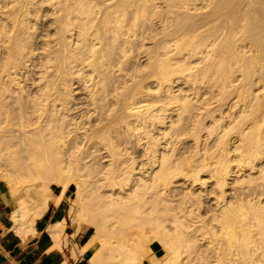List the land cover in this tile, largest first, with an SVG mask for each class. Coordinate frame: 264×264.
<instances>
[{"label": "bare ground", "instance_id": "obj_1", "mask_svg": "<svg viewBox=\"0 0 264 264\" xmlns=\"http://www.w3.org/2000/svg\"><path fill=\"white\" fill-rule=\"evenodd\" d=\"M0 167L93 264H264V0H0Z\"/></svg>", "mask_w": 264, "mask_h": 264}, {"label": "crops", "instance_id": "obj_2", "mask_svg": "<svg viewBox=\"0 0 264 264\" xmlns=\"http://www.w3.org/2000/svg\"><path fill=\"white\" fill-rule=\"evenodd\" d=\"M53 192L55 196H61L64 192L60 202L50 203L49 208L36 219L34 230L27 234L20 233L12 218L16 203L8 183L0 178V264H93L92 246L80 251L90 240L93 231L90 225L83 224L79 228L78 222H73L75 210L71 209L75 196L70 207L69 187L66 191L62 187ZM63 220L65 227L61 239H57L53 236L52 228ZM154 251L158 255L157 250Z\"/></svg>", "mask_w": 264, "mask_h": 264}, {"label": "rangeland", "instance_id": "obj_3", "mask_svg": "<svg viewBox=\"0 0 264 264\" xmlns=\"http://www.w3.org/2000/svg\"><path fill=\"white\" fill-rule=\"evenodd\" d=\"M46 20H47V18H46ZM45 20V16H42V19H40L39 18V21H38V28H37V30L39 31V34H42V33H45L47 30H48V21H46ZM45 22V23H44ZM48 22V23H47ZM1 168L2 169H6V167L4 166V168L3 167H0V172H1ZM5 169H4V172H5ZM4 172L3 173H0V178H2L3 177V174H4ZM4 178V180H6L5 179V177H3ZM2 178V179H3ZM36 183L38 184V185H43V183H44V180L43 179H37L36 180ZM59 188H61L62 189V186H61V183H58V182H56V181H53V182H51L50 183V185H49V188H48V190H47V195L49 196V205H50V203L52 202V201H55L59 196H55V194H54V192H53V190H58ZM198 188V186H196L194 189H197ZM53 189V190H52ZM75 189H76V185L74 184V183H72L70 186H69V190H70V192H69V203H70V206H71V204H72V198H74V196H75ZM206 205H208V201H207V199H206ZM75 207H76V205H75ZM49 208V207H48ZM47 208V209H48ZM86 225H88V224H86ZM92 231H93V233H94V229L92 228ZM154 247V250H157V252H158V255H162L163 254V248L161 247V246H159V245H155V246H153ZM156 248V249H155ZM145 264H147V263H145Z\"/></svg>", "mask_w": 264, "mask_h": 264}]
</instances>
